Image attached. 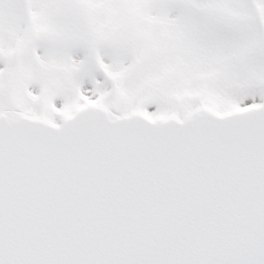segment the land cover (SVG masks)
I'll return each mask as SVG.
<instances>
[{"label": "snow or ice", "instance_id": "6c2138e0", "mask_svg": "<svg viewBox=\"0 0 264 264\" xmlns=\"http://www.w3.org/2000/svg\"><path fill=\"white\" fill-rule=\"evenodd\" d=\"M0 264H264V0H0Z\"/></svg>", "mask_w": 264, "mask_h": 264}]
</instances>
